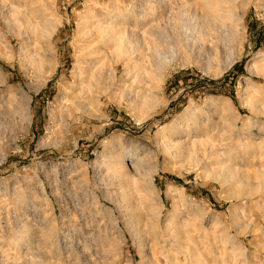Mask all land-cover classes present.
I'll use <instances>...</instances> for the list:
<instances>
[{
  "label": "rangeland",
  "instance_id": "1",
  "mask_svg": "<svg viewBox=\"0 0 264 264\" xmlns=\"http://www.w3.org/2000/svg\"><path fill=\"white\" fill-rule=\"evenodd\" d=\"M165 1L178 10L141 38L160 67L146 57L145 70L125 71L119 52L94 46L103 81L114 80L86 114L69 100L79 26L111 15L151 24L160 0H0V264H264V193H251L249 159L264 142L262 2L241 15L234 0L230 20L191 32L188 4ZM134 76L153 104L130 102ZM256 86L260 101L246 103ZM191 113L227 143L222 162L249 174L242 187L193 155L162 154L160 138ZM114 156L133 183L111 176Z\"/></svg>",
  "mask_w": 264,
  "mask_h": 264
},
{
  "label": "bare ground",
  "instance_id": "2",
  "mask_svg": "<svg viewBox=\"0 0 264 264\" xmlns=\"http://www.w3.org/2000/svg\"><path fill=\"white\" fill-rule=\"evenodd\" d=\"M182 1L183 2L180 1V3L178 2L180 6L185 7L188 4L187 9H183V10L185 11V13H189L186 15H189V17L191 18L190 23H192V25H193V30H191V32L194 31L195 29L199 28V27L224 24L225 21L231 19L230 17L232 15V13H234L233 11L235 9V7H233L234 0H182ZM252 1L253 0H243L241 2V4L238 6V10H239L241 15L244 14L246 12V10L251 6ZM258 1L262 2V4L260 3L261 5L259 7L258 6L257 7L260 9H264V0H258ZM171 2L165 1V0H160V2H158V3L153 2L152 7L150 6L151 11L154 10V12L150 13V15L153 16V17L151 16V18H150L151 24H148L145 21H144L145 22L144 23L143 20H137V21H139L140 24L139 23L136 24L137 21L136 22L134 21L135 23L133 25H127L128 23L126 24L124 19H123L124 22H119L117 20L118 17H116L117 15L114 17H112L113 15H111V16L107 15L110 17L108 18V20L105 18L106 20L104 22L100 21V20L99 21H95V20L93 21L92 19L90 20V18H89V20L91 22H89L88 24H85L83 26H79L80 32H78V33H80L79 34L80 37H76L79 39V41L77 40L78 46L77 45L76 46L79 47L78 52H77L78 53L77 56L80 55V58H79L80 61L79 60L75 61L76 62L75 70L77 72L75 74L76 76L74 77L75 81H74V83L71 84V87L73 86V88L72 89L69 88V90H70V92H69L70 93V95H69L70 99L69 100H71V103L77 102V103H80L81 105H83L81 113L88 114L87 111L89 110V107H91V105H97L103 96H108L109 90H110L112 83H113V80H114V76L111 74L112 75L111 77L109 76V78H107L106 81H105V79L103 81V78L101 77L102 73H100L101 64L103 63V59H101V58H103V57H102V55H101V57L98 56L100 52L94 51V46H96L97 48L99 46H102L104 48V49L102 48L104 51L106 49L108 51L119 52V54L121 55V57L124 60V66L126 68L125 71L127 70V68H133V67L136 68V71L138 69L145 70L144 65L146 63H149L148 60L147 61L145 60V59H147L146 57H149L152 60L153 67H155L154 63H156V62L158 64V66L160 67L161 63L163 62L162 58L164 55L161 54L158 49L154 48L152 53H150L149 56H146L145 52L141 48L145 44H148V43H145V41H147V40H145L146 37L151 36L154 33V31L159 28L160 23H163L164 20L167 18L168 14L170 13V11L173 8L172 7L173 5L171 4ZM147 4H149V3H147ZM176 8H177V6H176ZM176 8H173V10H175ZM177 10H178V8H177ZM142 16H143V14H142ZM144 17H145V15H144ZM41 23H42L41 25L43 26L42 30H44V32L46 33L45 29L49 26L48 25L49 22L47 19H43V20H41ZM141 23H143V24H141ZM152 25L154 27H156L155 30L153 29ZM206 29H207V27H206ZM48 31H51V30H48ZM52 32H50V33H52ZM47 33H46V35H47ZM41 35H43V34H41ZM137 37H139V38H137ZM143 37L145 39L142 40L141 38H143ZM137 39H141V41H143V42L140 41L141 44H139V42H137ZM147 46H146V48H147ZM100 50H101V48H100ZM74 54H75V52H74ZM182 54H181V56H182ZM75 59H78V58H74V60ZM262 62H263L262 64H259L261 66H258L259 68H258V71H256V74L258 76L264 77V61H262ZM146 65H148V64H146ZM158 66H157V69H159ZM158 74L161 77V72L158 71ZM106 75L108 76V74H106ZM151 75H152V73H151ZM136 76L138 77L139 73H137ZM136 76L131 77V82H130L131 84L128 87L129 89L126 88V89H128L129 96L131 97V99H133V100H130V102L132 103V101L133 102H135V101L139 102L140 101V102H142V104H144L145 102L153 104L155 102V100H154L155 97L152 95L153 92H151V89H149L146 86L147 84L145 85L143 83L144 85H141L142 83L140 84V82H138L140 80H136ZM147 80H149V79H147ZM153 81L154 80H152L151 82H153ZM158 81L156 80L155 83H157ZM258 91H259V86H256V88L250 87V89L248 90V92L245 95V102L250 103L253 101V102L258 103V101H260V94H258ZM76 106H78V105H76ZM77 108H79V107H77ZM195 117H197V116H195V113H191V114L185 116V118L184 117L181 118V121L179 122V124H177V125L175 124L172 127L170 126L168 133H166V135L162 136L159 140L160 143L158 145L161 148L160 151L162 152V154H166L167 157H170L173 159H177V158H180L183 156H186L187 158H191V156L193 155L197 159V162H200V164H202V165L211 164L212 166H216V168L214 170V174L216 176H224L226 179L233 181L237 187H239V188L242 187L243 182H246L247 179H249V177H248L249 174L248 175H246L247 173L244 174L242 169H240V166H238L236 164L223 163L222 162V159L225 155V153L223 151H224L225 146H227V143L224 144L225 142L223 143L222 140L217 141V140H214V139H211L210 137H208V128L209 127L208 128L204 127L205 125L202 124L201 122L196 121ZM160 129L161 128H159V130ZM209 132L211 133V131H209ZM246 145H248L247 142L243 146H241L242 149H244L243 147H245L246 149H248L251 146L254 147V148H252V147L251 148H252V150L256 151V153L250 155L249 159H250V162L252 160L256 159L257 164H258V165L256 164L255 167L253 166L254 167L253 168L254 169V179H253L254 180V187L251 188V193L255 194V195L256 194H263L264 193V142L261 141L258 144H250L249 147ZM110 160H111V162L109 161V163H111L110 166H113L111 168L114 170L112 173L113 175H111V176H113V178L115 180H118L117 182L120 181L121 184L122 183H124V184L129 183L130 184V183L134 182L133 177L128 173L129 170L127 167V165H128L127 161H123L120 156H116V157L114 156V158L113 159L110 158ZM252 162H254V161H252ZM134 169L139 170L137 165H134ZM242 178H244V180ZM124 186L120 185V189ZM121 190H125V188L121 189ZM0 195H1V193H0ZM127 195H128V193H127ZM128 196H130V195H128ZM131 199H133V198H131ZM138 199H135V205H137V206L140 204V201L143 200V199L142 200L141 199L138 200ZM132 208H135V207H132ZM137 208H138V210L140 209L139 207H137ZM133 211H134V209H133ZM134 212H136V211H134ZM6 254H7V252H6ZM183 259H185V258H183Z\"/></svg>",
  "mask_w": 264,
  "mask_h": 264
},
{
  "label": "built area",
  "instance_id": "3",
  "mask_svg": "<svg viewBox=\"0 0 264 264\" xmlns=\"http://www.w3.org/2000/svg\"><path fill=\"white\" fill-rule=\"evenodd\" d=\"M2 156H3V153L1 152V148H0V163H1V158H2Z\"/></svg>",
  "mask_w": 264,
  "mask_h": 264
}]
</instances>
